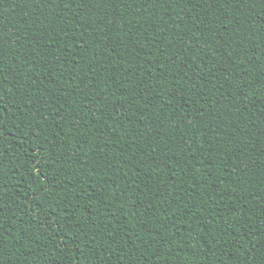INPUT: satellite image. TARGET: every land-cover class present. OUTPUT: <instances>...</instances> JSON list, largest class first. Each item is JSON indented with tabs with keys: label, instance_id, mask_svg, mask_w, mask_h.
Masks as SVG:
<instances>
[{
	"label": "trees",
	"instance_id": "obj_1",
	"mask_svg": "<svg viewBox=\"0 0 264 264\" xmlns=\"http://www.w3.org/2000/svg\"><path fill=\"white\" fill-rule=\"evenodd\" d=\"M0 264H264V0H0Z\"/></svg>",
	"mask_w": 264,
	"mask_h": 264
}]
</instances>
